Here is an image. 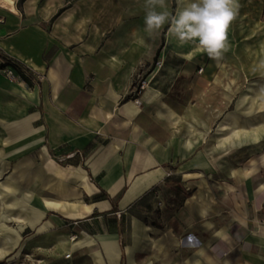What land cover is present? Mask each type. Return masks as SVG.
<instances>
[{
    "label": "crops",
    "instance_id": "obj_1",
    "mask_svg": "<svg viewBox=\"0 0 264 264\" xmlns=\"http://www.w3.org/2000/svg\"><path fill=\"white\" fill-rule=\"evenodd\" d=\"M4 10L0 51L35 81L0 58V261L38 241L55 264H264L257 68L214 67L169 28L157 56L168 24L145 31V0Z\"/></svg>",
    "mask_w": 264,
    "mask_h": 264
},
{
    "label": "clouds",
    "instance_id": "obj_2",
    "mask_svg": "<svg viewBox=\"0 0 264 264\" xmlns=\"http://www.w3.org/2000/svg\"><path fill=\"white\" fill-rule=\"evenodd\" d=\"M240 8L239 0H186L173 14L166 0H145V31L152 35L169 24L180 46L191 43L194 52L219 60L230 48L229 30Z\"/></svg>",
    "mask_w": 264,
    "mask_h": 264
},
{
    "label": "rangeland",
    "instance_id": "obj_3",
    "mask_svg": "<svg viewBox=\"0 0 264 264\" xmlns=\"http://www.w3.org/2000/svg\"><path fill=\"white\" fill-rule=\"evenodd\" d=\"M239 2L241 4L239 15L229 30L234 37L233 39H229V50L219 60H213L209 57L208 60L214 63V67L234 66L243 72L249 67L257 68V74L249 81L255 84L261 83L264 80V0H239ZM3 10V8H0L1 13H3ZM22 13L24 14V10ZM49 25L50 22L46 23L45 27L47 28ZM231 57L234 59H231ZM163 66V62L157 61L146 72L145 68H142L145 78L148 77L149 81L151 80L149 87L155 77L154 74H151L154 68L160 69ZM241 79L245 81L246 75L241 76ZM38 247L39 242H34L30 246V250L26 249V251L15 253L1 260L0 264H55L54 260L45 256ZM45 260L50 261L45 262Z\"/></svg>",
    "mask_w": 264,
    "mask_h": 264
},
{
    "label": "trees",
    "instance_id": "obj_4",
    "mask_svg": "<svg viewBox=\"0 0 264 264\" xmlns=\"http://www.w3.org/2000/svg\"><path fill=\"white\" fill-rule=\"evenodd\" d=\"M177 1L178 0H173V6H172V13L175 14L176 12V8H177ZM26 2V0H19L18 2V9L23 12V5L24 3ZM63 12V9L60 10L54 17H52V19L50 20V25L51 26L53 24V22L55 21V19ZM169 28V24L165 27L164 29V32H163V35H162V46L160 47V49L158 50V53H157V56L160 54L161 52V49L165 43V33H166V30ZM157 56H156V59H157ZM0 58L3 59V60H6L8 61V63L14 67L17 72L19 73V75L27 82L29 83L30 85L33 84V82L35 81L34 79V76L33 74L31 73V71L24 67L20 62H18L17 60H14L12 58H10L9 56H7L6 54H4L2 51H0ZM4 67V66H3ZM38 83V81H37ZM156 189L152 190L150 193H148L146 195V198L147 197H151V195L153 194V192L155 191ZM134 209V206H132L131 208H129V212L130 213H133V210Z\"/></svg>",
    "mask_w": 264,
    "mask_h": 264
},
{
    "label": "built area",
    "instance_id": "obj_5",
    "mask_svg": "<svg viewBox=\"0 0 264 264\" xmlns=\"http://www.w3.org/2000/svg\"><path fill=\"white\" fill-rule=\"evenodd\" d=\"M17 5V3H16ZM3 23V19L0 18V25ZM144 68L141 66L140 70L136 71L132 78V83L135 89V93L141 94L143 91H145L149 87V83H151V80L149 81V78H145L144 71L142 70ZM202 72V69L200 70ZM2 73L5 77H7L10 80L16 79L15 71L13 70V67L10 65V67L4 68L2 70ZM145 78V79H144ZM135 101L139 102L138 97L134 98ZM78 222H73L71 225L75 226ZM71 255H67L66 258H69Z\"/></svg>",
    "mask_w": 264,
    "mask_h": 264
},
{
    "label": "bare ground",
    "instance_id": "obj_6",
    "mask_svg": "<svg viewBox=\"0 0 264 264\" xmlns=\"http://www.w3.org/2000/svg\"><path fill=\"white\" fill-rule=\"evenodd\" d=\"M0 8L8 10L13 15H18L16 0H0Z\"/></svg>",
    "mask_w": 264,
    "mask_h": 264
}]
</instances>
